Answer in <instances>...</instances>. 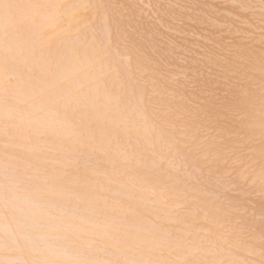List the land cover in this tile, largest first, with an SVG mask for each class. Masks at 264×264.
<instances>
[{
  "label": "bare ground",
  "instance_id": "bare-ground-1",
  "mask_svg": "<svg viewBox=\"0 0 264 264\" xmlns=\"http://www.w3.org/2000/svg\"><path fill=\"white\" fill-rule=\"evenodd\" d=\"M148 1L103 0L102 8L98 0L0 3V260L67 261L77 254L160 264L264 259L261 23L242 32L212 27L208 17L227 19L230 0ZM148 3L151 11L141 15L139 5ZM169 3L177 9L165 10ZM117 29L133 44L120 43ZM237 33L250 44L241 69L250 94L242 99L203 64L210 48L224 53ZM193 77L203 82L193 102L245 145L244 166L254 183L231 196L241 213L233 219L242 227L203 219L198 209L215 199L207 180L192 185L182 174L147 164L166 151L157 141L160 121L152 105L189 107ZM145 88L157 94L139 106ZM175 200L187 203L190 215L169 218L166 206Z\"/></svg>",
  "mask_w": 264,
  "mask_h": 264
},
{
  "label": "snow or ice",
  "instance_id": "snow-or-ice-1",
  "mask_svg": "<svg viewBox=\"0 0 264 264\" xmlns=\"http://www.w3.org/2000/svg\"><path fill=\"white\" fill-rule=\"evenodd\" d=\"M2 3V0H0ZM99 7H103V0H98ZM261 7L264 10V0H261ZM260 51L261 64L264 68V11H262L260 25ZM117 36L120 43L125 47L133 44L130 34L123 29H117ZM238 39L230 42L224 53H219L215 48H210L206 53L207 59L203 61L207 73L214 74L215 77L225 80L234 89L237 98L242 99L250 94V90L245 86L241 69L246 63L244 49L250 47L249 38L243 33H237ZM119 56V48L116 50ZM141 62L152 64L151 57L141 55ZM199 63V62H198ZM160 72L161 69L157 68ZM199 71V69H197ZM162 77L165 76L161 72ZM178 77L172 76V82ZM202 81L198 77H193L190 81L192 95L188 97L189 107L173 109L166 105H152L153 111L157 114L160 127L157 132V141H162L166 151L159 156L152 155L147 164L152 169H160L164 172H176L182 174L192 185L207 180L213 187L215 199L211 205L198 209L203 212V219L206 222L222 225V221L227 220L235 227H242L241 221L233 217L241 215L236 208L231 196L244 184L251 186L254 181H250L247 168L244 166V157L247 155L245 145L238 142V134L222 127H216L210 119L209 114L201 104L194 103L193 97L198 96L202 87ZM153 90L151 95H156ZM151 95L147 89H142L138 98V105L151 104ZM262 110H264V76L261 84ZM238 120L243 117L238 116ZM6 134V133H5ZM261 155V177L259 195L264 200V122L261 125L260 138ZM145 161L140 162L144 166ZM166 214L169 218H178L182 215H190L187 203L179 200L173 201L166 206ZM260 243L261 255L264 256V209L261 212ZM102 250V249H97ZM0 264H160L154 261L142 260H100L89 259L86 256L77 254L70 260L41 258L27 261H4ZM168 264V262H165ZM178 264H224L215 261H188L183 260ZM232 264H251L250 261L242 260L232 262ZM259 264H264L262 259Z\"/></svg>",
  "mask_w": 264,
  "mask_h": 264
},
{
  "label": "clouds",
  "instance_id": "clouds-1",
  "mask_svg": "<svg viewBox=\"0 0 264 264\" xmlns=\"http://www.w3.org/2000/svg\"><path fill=\"white\" fill-rule=\"evenodd\" d=\"M224 5L232 11L228 13V18L225 20L208 17L212 27L223 25V28H228L230 31L242 32L246 27L255 24L257 20L261 23L262 11H264L261 7V0H230ZM7 261L20 262L13 259ZM250 262L257 264L255 261Z\"/></svg>",
  "mask_w": 264,
  "mask_h": 264
},
{
  "label": "rangeland",
  "instance_id": "rangeland-1",
  "mask_svg": "<svg viewBox=\"0 0 264 264\" xmlns=\"http://www.w3.org/2000/svg\"><path fill=\"white\" fill-rule=\"evenodd\" d=\"M164 1H165V0H163V1L161 0L160 2H162V4H168L167 2H164ZM174 1H175V0H174ZM181 1L185 3L186 0H185V1L181 0ZM181 1H178V2L182 3ZM187 1H189V3H191V1H193V0H187ZM198 1H199V0H198ZM198 1L196 0L195 2H198ZM200 1H203V0H200ZM204 1H206V0H204ZM204 1H203V2H204ZM147 2H149V1L147 0ZM163 2H164V3H163ZM178 2H176V3L178 4ZM203 2H201V3H203ZM218 2H219V1H216V3H214V2H212V3L217 4ZM157 3H159V2L157 1ZM184 3H183V4H184ZM186 3H187V2H186ZM192 3H193V2H192ZM201 3H200V4H201ZM159 4H160V3H159ZM169 4L171 5V3H169ZM174 4H175V3H174ZM177 4H175V6L173 5L176 9H177V7L179 6V4H178V6H176ZM183 4H181V5H183ZM194 4H195V3H194ZM200 4L197 5V3H196V6H200ZM151 5H152V4H150V3L146 4V7L143 6V5H139V6H140L139 11L141 10V12H140L141 15H143V14H142L143 9H145V11H147L146 8L151 7ZM170 5H169V6H170ZM186 5H189L188 7H191L190 4H188V3H187ZM192 5H193V4H192ZM201 5H202V4H201ZM160 6H161V5H160ZM169 6L167 7V6L165 5V7H167V8H165V10L173 11L174 7L171 5L172 10H170V9H168ZM202 6H203V5H202ZM215 6H216L217 8L219 7L218 5H215ZM161 7H162V6H161ZM185 7H187V6H185ZM200 8L204 9L203 7H200ZM149 9H150V11H151V8H149ZM149 9H148V11H149ZM183 9H184V8H183ZM206 9H207V8H206ZM213 9H214V6H213ZM178 10H180V9H178ZM181 10H182V8H181ZM215 10H216V9H215ZM145 11H144L143 13H147V12H148V11H147V12H145ZM150 11H149V12H150ZM189 11H190V10H189ZM166 12H167V11H166ZM180 12L182 13V11H179V13H180ZM184 12H185V9H184L183 13H184ZM186 12H187V9H186ZM169 13H170V12H167V14H169ZM172 13H173V12H171L170 14H171L172 16H175V15H173L174 13H173V14H172ZM176 13H177V12L175 11V14H176ZM149 14H150V13H149ZM177 14H178V13H177ZM145 15H146V14H145ZM146 16H147V15H146ZM154 17H155V16H154ZM151 22L154 23V21H151ZM153 23H152V24H153ZM152 24H151V25H152ZM151 25H150V26H151ZM155 26H156V25H155ZM152 27H154V26L152 25ZM221 28H222V27H221ZM224 29H225V28H224ZM224 29H223V30H224ZM223 33H224V32H223ZM221 34H222V33H221ZM222 35L224 36V34H222ZM196 39H198V38H196ZM198 41H199V39H198ZM161 47H162V46H161ZM190 55H191V54H189L188 56L186 55V56H187V57H190ZM187 57H186V58H187ZM184 59H185V57H184ZM186 60H187V61H186ZM186 60H183V59H182V62H188V59H186ZM185 64H186V63H184V65H185ZM188 80H189V79H188ZM188 80H187V81H188ZM188 82H189V81H188ZM188 82H187V84H189ZM189 86H190V84H189ZM189 86H188V89H189ZM190 89H191V88H190ZM11 172H12V173H11ZM7 174H9V176H10V175L12 176V177H11V176L9 177V178L11 179L10 181H11V182L13 181V183H15L16 178H15V176H14V172H13V169H12V168L7 169ZM12 178H13V179H12ZM11 182H10V183H11ZM32 203H33L32 201H29L27 204L32 205ZM59 246L64 247V248L59 247V248H60V249L58 248V249H59V252H60L61 250H65V251H66V247H65L64 245H59ZM61 248H62V249H61ZM65 251H62V252H65ZM99 258H100V257H99ZM101 259L103 260V258H101Z\"/></svg>",
  "mask_w": 264,
  "mask_h": 264
}]
</instances>
